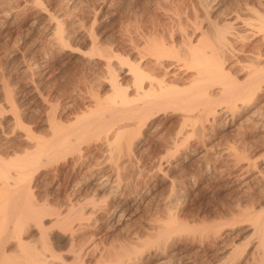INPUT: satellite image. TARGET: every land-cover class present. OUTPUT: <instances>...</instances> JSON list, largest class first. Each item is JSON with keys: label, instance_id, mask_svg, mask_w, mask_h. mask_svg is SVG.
I'll return each mask as SVG.
<instances>
[{"label": "rangeland", "instance_id": "rangeland-1", "mask_svg": "<svg viewBox=\"0 0 264 264\" xmlns=\"http://www.w3.org/2000/svg\"><path fill=\"white\" fill-rule=\"evenodd\" d=\"M259 1L0 0V157H10L18 150L19 156L20 152H27L26 146H30L27 150L32 149L34 141L26 139L27 130L32 131L31 135L35 133V137L47 135L48 119L45 117L50 103L54 104L53 108L58 107H55L56 120L67 124L75 114L78 116L82 110L91 109L94 100L104 102L111 92L110 73L126 89V93L132 95L131 74L126 73L125 64L120 65H123L121 62L124 59L128 58L129 62L138 59L135 54L142 48L138 47L142 46L141 34H146L145 37H152L153 34L154 39L164 40V44L172 41L177 46L182 42L181 48L171 49L168 45L171 52L177 48L176 52L181 54L175 53L182 57V50L186 52L184 41L199 38L202 32L210 40L214 38L213 24L236 23L235 27L242 30L241 33L244 30L243 34L251 36L252 33H247L246 28L238 24L241 19L236 21L234 17L242 14L240 17L245 18V22H249L247 18L251 17L250 21L255 23V15L245 9L248 6L257 9L254 6L258 3V7L264 5V0ZM234 3H237L239 12ZM261 8L257 11L262 10L258 12H263L264 16V6ZM231 18L236 22H232ZM176 25L179 31L174 30ZM53 27L61 30V34H56ZM181 31L183 33L180 34ZM262 31L249 38L246 36L243 43H231L236 48L235 52L239 49L232 59L240 57L239 60L247 64L259 50V62L264 64V29ZM246 54L251 57H246ZM164 61L169 63L167 59ZM246 69L240 74L233 68L232 73L236 71L238 80L243 81ZM193 71L181 68L174 77L166 76L165 80L172 81L174 85L177 82L175 86L179 88H183L184 83L188 87L194 78ZM159 73L156 71L157 75ZM261 85L254 98L237 102L234 109L231 107L229 111L228 104L217 101L213 105L216 107L214 113L211 109L198 112L195 119L187 120L189 123L186 124L180 123L184 121L183 116L177 115L180 112L170 109L149 116L146 124L135 132L134 139L132 137L130 158L126 156L125 159L122 152L119 156L116 148L114 152L117 153L114 154L113 150L109 153L104 146L97 151L90 147L88 159L82 166H76L75 174L69 170L72 162L68 159L65 165L59 161L49 167L30 168L25 183L33 190L34 201L38 204H49L54 208L77 198H89L92 194V198H98V206L107 209L105 205L111 203L107 202L106 193L94 189L93 181L87 180L93 168L101 167V175H105L113 186L120 188L124 194H132L126 195L130 200V209L123 219L112 223L108 211L102 210L99 215H92L87 222L84 221L80 231L72 235L66 232L64 237L68 239L71 236L74 248L95 244L97 249H104L106 253L107 249L114 250L109 253L112 256V252L129 250L130 253L133 249L130 253L133 260L129 264H264V258L260 261L255 252L256 234L252 231L254 217L257 213L263 212L264 215V82ZM213 86L208 90L215 96L218 88ZM12 102L15 104L12 105ZM10 104L16 109L12 111ZM7 107L11 109L7 111ZM18 120L21 125L17 124ZM181 126L184 130L179 131ZM25 141L30 142L27 144ZM117 154L120 157L118 163ZM66 170H69L68 173ZM239 173H242L241 176ZM100 201H103L102 204ZM56 230L52 233L54 239L51 244L64 250L67 243L65 245L58 240L62 232L57 230L59 234ZM36 242V245L39 244ZM89 258L88 255L82 260L85 264H92L88 262Z\"/></svg>", "mask_w": 264, "mask_h": 264}, {"label": "bare ground", "instance_id": "bare-ground-1", "mask_svg": "<svg viewBox=\"0 0 264 264\" xmlns=\"http://www.w3.org/2000/svg\"><path fill=\"white\" fill-rule=\"evenodd\" d=\"M259 3L263 4V2L261 3V1H259ZM236 4H235V8L237 6ZM248 4H250V2ZM258 4H256L255 6L253 5V6L257 7V9L258 8L262 9L261 7L264 5L258 7L260 5ZM239 6H240V3H239ZM246 7H247V4H246ZM248 7L249 8L245 10L246 12L248 13L251 12L253 13L252 15H255V19H254L256 21L255 23H253V21L252 22L250 21V19L252 20L251 17L247 18L249 22H245L246 19L245 18L242 19L240 17L242 16V14L240 13H239L240 15H237V16L235 15L236 17L232 15L235 18L234 20L237 21L238 19H241V23H238V24L240 25V27L242 26V28L245 27L247 30L246 31L247 33H252V35L258 32L262 33L263 32L262 30L264 29V23H263L264 16H263V12L259 13L262 10L260 11L258 10L259 11L258 12L257 9L250 8V6ZM238 8L239 7L237 6V10ZM242 9L241 10L244 11V8ZM239 11L240 9L238 10V12ZM231 20L232 22L234 21L233 18H231ZM235 25L236 23H228V22L227 23L225 22L219 26H216L213 24L212 26H215L214 27L215 32L213 35L214 38L212 36V38L214 39V40L212 39L213 41L210 40L211 39L210 37L207 38L208 35L205 33L207 35L205 36L203 32H202V36L196 39L194 37V40H190V39L186 40L188 37L185 38L186 41L184 40L183 41L185 43L186 52L182 50L183 52L182 57H179L177 55L178 54L177 52L179 51L176 52L177 48H179L182 42H180L181 44L179 43L180 45H177L178 46L177 47L175 46V44H173V42L170 39L166 38L167 41L169 40V42L170 41L171 42L169 43L170 45L164 44L163 42L164 40L163 41L157 40V38L154 39L155 37L153 38V34H152V37L151 36L145 37L146 34L145 35L143 34L142 36L141 34L142 32H140L141 31L140 30L139 32L141 34V37L143 38H142V41H140L142 42V46H138L142 48L139 50L137 49L138 54H135L139 56L138 59L135 60V62H129L127 58L121 62L123 65H120V66H124L125 64L127 67L126 73L131 74L130 75L131 83H132L131 87L133 89V93L131 91L130 92L132 95H128L129 93L128 94L126 93V89L124 87L122 88L121 87L122 85H119L117 81L115 80V76L112 73H110L109 87H110L111 92L105 98L104 102L102 101L100 102L98 99L94 100L95 102L93 101L94 104L91 109H88L85 107L87 110H84V111L82 110V113L78 116L77 114H75L76 116L72 118L73 121H71L72 119L69 120L70 123L67 122V124H63L61 123L60 119H59L60 122L57 121L58 119L56 120L55 113L58 107L56 105L53 108L52 106L54 104L52 105L49 102L51 106L49 107L47 116L45 117L48 119V123H47L48 131L46 133L47 135L45 137L42 136L43 138L40 136L35 137L36 136L34 135L35 133L33 134L34 136L31 135L32 133L30 134V132L32 131L27 130L26 128V130L29 132L28 133L26 131V139L32 138V140L34 141L33 143L31 142L33 144V145L31 144L32 145L31 146L32 149L30 148L31 151L30 149H28L29 151L27 150V148H29L30 146L29 147L26 146L25 148L27 152L24 151V153L22 152L23 154L20 152L22 155H20V153H19V156L17 155L19 152L18 150L17 152L14 153L15 155H12L10 157H7V158L0 157V264H83L84 262L82 259L88 255L90 257L88 262L92 264H129V262L133 260L130 257L131 256L130 253L134 251L133 249H130V253H129V250L127 249H126L127 251H123V252L117 251L118 253L115 251L116 253L112 252L113 253V256H112L111 254L109 255V253L114 250L108 251L109 249H107L108 253H106L104 249L102 250L101 248L97 249L95 247V244L89 247H84V248H77V247L74 248L70 241L71 236H68V239L64 237L66 232L68 233V235H72L74 232H77L83 229L85 225L84 221L87 222V220L92 215L96 216L102 210L108 211L107 213H109V219H110L109 221H111L112 223L113 221L115 222L117 220L123 219L124 216L127 215L126 211L130 209V207L128 208V206H130V200L128 199L127 196H131L132 194L131 193L130 195H127V193L124 194L120 188L113 186L112 182L106 179L105 175L104 176L101 175L102 169L101 170L99 169L101 167L93 168L92 172L89 174L90 176L88 175L89 179L87 178V180H89L90 182L93 181V183L91 184L95 187L94 189H97L98 191H101V192L103 191L106 193L105 198L106 200H108L107 201L108 203H111L109 205H105L107 206V209L104 208L103 206H102L103 208L101 206L99 207L98 206L99 203H97V201L99 202L98 198H96L97 199L96 201V199L92 198V194L90 195L89 198L88 197L82 198V199L77 198V200H72V201L68 200L69 202L65 203L64 205H59L58 207L55 206L54 208L51 207L49 204L47 205L38 204L37 202L34 201L35 198H33L34 196L31 192L33 190L31 189V187H29V184L25 183V179L26 177L28 178L27 175L30 171V168L34 169V168H39V167H43L46 165L49 167L50 164L56 163L59 161H61L62 162L61 165H63L67 161L71 160L70 162H72V164L71 163L70 164L72 166L68 164L69 166H71V168L69 167L70 168L69 170L71 172H74L77 165L82 166L84 164L85 159H88V153H90L89 152L90 147H93V149L97 151L100 149L101 146L102 147L104 146L105 149H107L108 152L111 151V153H113L114 149L116 148L117 149L116 151L119 152L118 153L119 156H121V152H122V153H125L123 154L125 155V159H126V156L127 157L129 156L130 158V155H129L130 147L133 145V144L131 145L132 143L131 141H134L132 140V137L134 139V136L136 134L135 132H137V129H139V127L145 123L147 118H150L151 115L155 116L156 113L158 114L159 111H162V110L166 111V109L167 110L170 109V110H174L176 113L180 112L181 114L179 113L177 115L183 116V120H184V121H181L180 123L186 124L188 122L187 120L195 119L194 117H196V114L198 112L203 113L204 111L211 109L213 110V113H214L215 112L214 109H216V107L214 108L213 105H216L217 101H221L223 103L225 102L226 105L228 104L229 105L228 110L230 111L232 110L230 109L231 107L234 109L237 106L238 104L237 102L243 103V102H246V100H249V99L251 100V98H254L253 96L255 92H257L259 87L262 86L261 84H263L264 82V64L262 63L263 64L262 65L261 62H259L261 60H259L260 52L258 49H256L258 50L256 53L257 54L256 57L255 55L251 57L246 54V57L249 56L252 58V60L251 58H249L251 60L249 61L250 63L248 62L249 64L248 63L243 64L241 60H239L240 57L238 59L237 58L232 59V58H235L233 54L235 52L234 49L236 48L235 46H233L234 48L232 47V45L235 44L234 42H237L239 44L238 41H240V43L241 42L243 43V40L246 38V36H248V35L243 34L244 30H243V33H241L242 30L239 31L238 27L236 28ZM178 27L179 26H177L176 29L174 30L175 31L178 30L177 29ZM54 29H55V32L57 31L56 34H61L60 32L61 30H59L56 27ZM146 32H143V33H146ZM156 32L157 31H155L154 33ZM181 33L183 32L181 31L180 34ZM56 34L54 33V35ZM136 34H139V33L136 32ZM170 34H171V37L173 38L174 35L172 36V31H170ZM156 35L158 34L156 33ZM58 36L59 35H57V37ZM183 36L185 35L183 34ZM251 36H248V38ZM179 37L183 39L182 35H179ZM132 38L134 39V37ZM168 38H170V36ZM131 41H129V44L133 42ZM231 43L233 44L231 45ZM165 45L167 46L168 49H166ZM168 45L171 47V49L172 48L174 49V47H177V48L175 49V51L173 50L174 52H171L170 51L171 49L168 47ZM134 46L135 44L133 45V47ZM185 47H183V49ZM238 50H236V52ZM241 52L242 51L240 50L239 53ZM179 54H181V52H179ZM228 54H229V57H228ZM237 54H236V57L238 56ZM115 56L118 57V55H115ZM253 58L255 60H253ZM166 59L169 61V63L166 62L168 64H166L165 61H164L165 64L163 63V60H166ZM263 59L264 57L262 58V60ZM243 60L245 59H242V61ZM226 62L227 64H225ZM181 68L182 69L187 68V70L192 69L195 71V73H193L194 74V78H192L193 81L191 82L190 85L188 84L189 85L188 87H187V84L185 86V83H184L183 88H179V86L178 87L175 86L177 82L174 85L172 81H170L171 83H169L167 82L168 79L167 81L165 80L166 76L174 77V74H176L175 72L178 71L179 69L181 70ZM233 68L237 70V72H240V71L243 72L244 68H248V70L246 69L247 71L245 70L247 73L245 74L246 77H244L245 79L243 81L238 80V78L236 77L237 74L235 70H234L235 71L234 74L232 73ZM158 70L163 71V73L160 74ZM156 71L160 75H157ZM173 77L171 79H173ZM177 79L178 78H176V80ZM213 85H216L217 86L216 88H218V93L216 90L217 95L215 94V96L213 93L210 94L208 90ZM12 100L13 99H11V101ZM11 104L14 105L15 103L12 102ZM10 105H8V107H10ZM12 105L11 107L13 111V109H16V108H13L15 106H12ZM67 106H68L67 107L68 109L69 104ZM227 106L225 107L227 108ZM8 107H7V111L11 109ZM55 107H57V109ZM62 109H65V108L62 107ZM225 109H222V110H225ZM208 112H206V114ZM14 113L17 114L16 112ZM209 113L211 114L212 112H209ZM19 120L17 121V124L21 125L20 123L21 121L19 122ZM181 127L179 128V131L184 130L183 128L184 126L182 127L183 129H181ZM19 128H22V126H20ZM141 128L142 126L140 127V129ZM23 129L25 130V128H22V130ZM180 133L181 132H179L180 138H182L181 137L182 135ZM22 138L25 139V137H22ZM180 140H182V142L184 141L183 139H180ZM25 142L27 143V141ZM29 142L27 144H29ZM3 151H5V149ZM20 151H23V150L21 149ZM2 152L1 154L2 156H4ZM117 152H114V154ZM118 154H117V157H118ZM119 159L120 157L116 158L117 163ZM122 159L123 158H121V160ZM121 160L119 161L120 163H121ZM87 161L88 160H86V162ZM114 161L115 160H113V162ZM113 164H115V162ZM69 170H66V172ZM59 171H61V169ZM243 173L248 174V172H244V171ZM73 174H75V172ZM233 175L235 177V174H232V176ZM252 176L254 178V175ZM228 177H226V179ZM256 179L258 180L259 178L257 177ZM66 180H67V176H66ZM50 182H51V179H50ZM47 185L45 186L48 187ZM134 191L135 190H133V192ZM72 193H70V195H72ZM68 195L69 194H67V196ZM101 202L103 201H100V203ZM262 213L261 214L257 213V215L254 217V226L252 228L253 233L256 234V243H255L254 249L256 250L255 252L259 256L260 261L261 259L264 258V215H262ZM56 229L62 232V235L60 236V238L58 237L59 238L58 240H62L64 244L65 242L67 243V247L65 246L66 248L64 250L56 248L51 244V240L53 242V239H54L53 237L54 234L52 236V233L55 232L54 230ZM165 229H166V226H165ZM169 230L167 231L169 232ZM32 231H34L33 234H32ZM59 231L57 232L59 233ZM22 235H25L26 237L24 238V236ZM55 238H56V235H55ZM35 241H37L39 244L36 245Z\"/></svg>", "mask_w": 264, "mask_h": 264}]
</instances>
